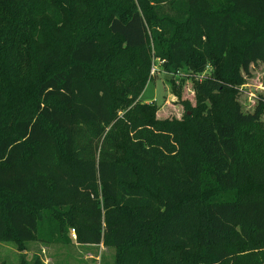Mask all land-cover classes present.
<instances>
[{"label":"trees","instance_id":"obj_1","mask_svg":"<svg viewBox=\"0 0 264 264\" xmlns=\"http://www.w3.org/2000/svg\"><path fill=\"white\" fill-rule=\"evenodd\" d=\"M154 59L193 79L181 118L141 100ZM257 61L264 0H0V241L50 218L113 264H264Z\"/></svg>","mask_w":264,"mask_h":264},{"label":"rangeland","instance_id":"obj_2","mask_svg":"<svg viewBox=\"0 0 264 264\" xmlns=\"http://www.w3.org/2000/svg\"><path fill=\"white\" fill-rule=\"evenodd\" d=\"M159 59L153 60L156 73L141 96L147 103H156L157 117L181 118L186 111L184 100L195 104L193 79L186 70L168 71ZM250 74H245V83L240 87L239 102L245 113H252L258 105V96L264 94V62H254ZM176 88L179 95L173 92ZM183 99V101H181ZM60 225L45 218L39 226L36 240L24 243L21 248L15 242L0 241V264H18L25 257L32 261L38 257L44 264H113L116 249L104 244H82L72 235L64 232Z\"/></svg>","mask_w":264,"mask_h":264},{"label":"built area","instance_id":"obj_3","mask_svg":"<svg viewBox=\"0 0 264 264\" xmlns=\"http://www.w3.org/2000/svg\"><path fill=\"white\" fill-rule=\"evenodd\" d=\"M155 73H156V68L153 67V68H152V74L154 75ZM72 235L76 238V232H75L74 229H72Z\"/></svg>","mask_w":264,"mask_h":264}]
</instances>
